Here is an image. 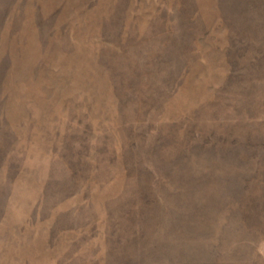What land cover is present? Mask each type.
<instances>
[{"label": "rangeland", "instance_id": "rangeland-1", "mask_svg": "<svg viewBox=\"0 0 264 264\" xmlns=\"http://www.w3.org/2000/svg\"><path fill=\"white\" fill-rule=\"evenodd\" d=\"M0 264H264V0H0Z\"/></svg>", "mask_w": 264, "mask_h": 264}]
</instances>
